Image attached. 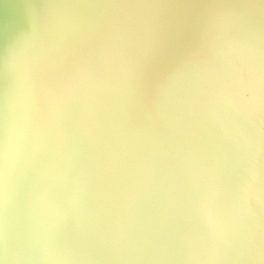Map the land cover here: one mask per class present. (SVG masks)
I'll list each match as a JSON object with an SVG mask.
<instances>
[{
	"label": "rangeland",
	"instance_id": "374dc122",
	"mask_svg": "<svg viewBox=\"0 0 264 264\" xmlns=\"http://www.w3.org/2000/svg\"><path fill=\"white\" fill-rule=\"evenodd\" d=\"M47 2L0 0V103L6 104L10 93L16 98L21 70L37 44L32 33L42 23L38 13ZM129 2L165 15L146 66L152 94L138 100L130 77L119 73L100 117L103 131L82 127L79 101L68 107L67 142L56 163L42 150L19 175L7 211L0 212V264H255L245 237L264 225V206L249 210L241 196L258 175L264 198V122L236 108L189 111L184 89L211 26L209 13L260 0ZM91 47H101L100 37ZM121 51V61H129L132 48ZM260 56L264 59V47ZM161 108L187 114L200 138L125 143L121 122ZM58 139L50 132L49 144ZM189 157L203 171L193 174ZM206 199L223 231L204 215Z\"/></svg>",
	"mask_w": 264,
	"mask_h": 264
},
{
	"label": "clouds",
	"instance_id": "9594fccd",
	"mask_svg": "<svg viewBox=\"0 0 264 264\" xmlns=\"http://www.w3.org/2000/svg\"><path fill=\"white\" fill-rule=\"evenodd\" d=\"M209 16L211 26L207 38L186 75L190 77L184 89L189 98V111L200 108L211 113L216 109L236 108L250 118L264 122V59L260 56L264 33L258 24L247 22L235 7L215 8ZM100 39L101 49L106 48L109 38L101 34ZM121 50L111 51L98 59L58 109H54L45 96L30 88L21 76L15 110L11 114L14 129L11 163L18 175L37 162L42 150L49 151L53 157L52 164L56 163L62 146L67 142L63 117L71 104L80 102L81 125L86 131L90 124L104 130L100 117L108 107L106 98L115 91L118 74L123 72ZM90 116L95 118L89 119ZM118 131L126 137L125 143L129 139L155 141L176 136L183 137L185 143H193L201 136L198 129L190 126L187 114L168 109L164 112L158 109L151 118H131L121 122ZM50 132L59 135L53 144H49ZM187 159L193 174L203 171L195 160ZM259 183L260 177L252 175L242 189L241 199L249 210L253 204L264 206ZM209 203L206 199L202 205L204 215L211 225L223 231L208 211ZM245 243L255 264H264V225L251 230L245 237Z\"/></svg>",
	"mask_w": 264,
	"mask_h": 264
},
{
	"label": "snow or ice",
	"instance_id": "6c2138e0",
	"mask_svg": "<svg viewBox=\"0 0 264 264\" xmlns=\"http://www.w3.org/2000/svg\"><path fill=\"white\" fill-rule=\"evenodd\" d=\"M230 7L239 9L247 22L258 24L264 33V0L259 5ZM38 18L42 23L32 33L38 37L37 44L21 71L28 86L45 96L54 109L63 105L98 59L126 45L133 51L123 65L131 90L138 100L151 96L146 66L165 22L161 10L129 0H48ZM101 34L109 38L108 46L93 49ZM18 47L19 42L12 52ZM14 110L15 98L10 93L8 102L0 103V212L7 211L19 180L11 163ZM156 113H148L146 118Z\"/></svg>",
	"mask_w": 264,
	"mask_h": 264
}]
</instances>
